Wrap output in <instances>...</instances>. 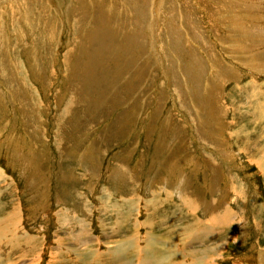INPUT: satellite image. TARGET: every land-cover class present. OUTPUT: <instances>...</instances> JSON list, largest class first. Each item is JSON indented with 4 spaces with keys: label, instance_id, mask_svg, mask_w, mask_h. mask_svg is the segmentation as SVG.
I'll return each instance as SVG.
<instances>
[{
    "label": "rangeland",
    "instance_id": "1",
    "mask_svg": "<svg viewBox=\"0 0 264 264\" xmlns=\"http://www.w3.org/2000/svg\"><path fill=\"white\" fill-rule=\"evenodd\" d=\"M0 264H264V0H0Z\"/></svg>",
    "mask_w": 264,
    "mask_h": 264
},
{
    "label": "crops",
    "instance_id": "2",
    "mask_svg": "<svg viewBox=\"0 0 264 264\" xmlns=\"http://www.w3.org/2000/svg\"><path fill=\"white\" fill-rule=\"evenodd\" d=\"M231 175V174H230ZM224 179V178H223ZM220 183L221 182H219V185H220ZM218 185V188L220 187ZM220 190V188L217 190V191H219ZM179 195H182V193L180 194V189H179ZM195 192V191H194ZM194 192H193V194H194ZM189 194H191V195H193L191 192H189ZM198 194V193H197ZM181 197V196H180ZM156 200V199H155ZM173 205H175V204H173ZM181 207H184V206H181ZM177 209H180V208H178L177 207ZM163 212V211H162ZM195 214H186V212H185V210H184V208L183 209H181V210H177L176 212H175V210H172V212H170V214H168L167 215V217H168V219H167V225L169 226V225H172L173 223H175V224H173L172 226H183L185 223H187L185 220H187L186 219V217H189L190 219H192V221H194V216ZM192 217V218H191ZM164 218V217H163ZM163 218H161V219H163ZM146 223V225H147V222H145ZM215 233V232H214Z\"/></svg>",
    "mask_w": 264,
    "mask_h": 264
},
{
    "label": "bare ground",
    "instance_id": "3",
    "mask_svg": "<svg viewBox=\"0 0 264 264\" xmlns=\"http://www.w3.org/2000/svg\"><path fill=\"white\" fill-rule=\"evenodd\" d=\"M100 3V2H99ZM95 5V4H94ZM80 6H82V5H80ZM87 6V5H86ZM91 6V5H90ZM97 6V5H96ZM95 6V7H96ZM101 8V7H100ZM101 9H103V8H101ZM153 8H151V10H152ZM232 10V9H231ZM97 12V11H96ZM94 13V12H93ZM130 14V13H129ZM253 17V16H252ZM81 20V19H80ZM241 20V19H240ZM244 22V21H243ZM131 27V26H130ZM249 38V37H248ZM247 93V92H246ZM1 223H3L4 224V219H2L1 220ZM9 224V223H8ZM7 228V227H6ZM29 239V238H28ZM7 251V250H6ZM95 258V257H94ZM149 261V260H148Z\"/></svg>",
    "mask_w": 264,
    "mask_h": 264
}]
</instances>
